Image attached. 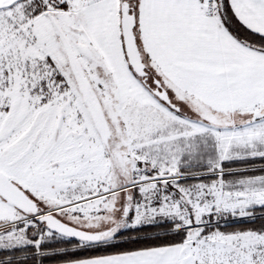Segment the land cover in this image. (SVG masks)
Returning <instances> with one entry per match:
<instances>
[{
    "label": "snow or ice",
    "instance_id": "snow-or-ice-1",
    "mask_svg": "<svg viewBox=\"0 0 264 264\" xmlns=\"http://www.w3.org/2000/svg\"><path fill=\"white\" fill-rule=\"evenodd\" d=\"M0 264H264V0H0Z\"/></svg>",
    "mask_w": 264,
    "mask_h": 264
}]
</instances>
